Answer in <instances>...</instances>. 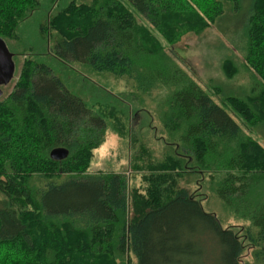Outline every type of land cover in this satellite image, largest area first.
Returning a JSON list of instances; mask_svg holds the SVG:
<instances>
[{
    "label": "trees",
    "instance_id": "1",
    "mask_svg": "<svg viewBox=\"0 0 264 264\" xmlns=\"http://www.w3.org/2000/svg\"><path fill=\"white\" fill-rule=\"evenodd\" d=\"M126 1L168 44L197 27L182 21L183 12H199L195 0ZM210 1L195 31L225 15L224 1L235 13L243 3ZM247 7L243 32L254 80L244 97L219 104L158 40L152 46L139 38L121 0H0L5 41L38 14L46 17L43 33L57 32L53 47L45 41L0 100V264H128L131 255L136 264H242V237L189 189L205 173L217 197L256 229L246 233L258 260L251 264H264V0ZM57 61L129 77L139 88L157 79L173 87L162 115L171 138L165 155L133 160L145 191L124 173L88 172L106 120L54 73ZM60 147L67 156L53 158Z\"/></svg>",
    "mask_w": 264,
    "mask_h": 264
},
{
    "label": "rangeland",
    "instance_id": "2",
    "mask_svg": "<svg viewBox=\"0 0 264 264\" xmlns=\"http://www.w3.org/2000/svg\"><path fill=\"white\" fill-rule=\"evenodd\" d=\"M121 1L125 6L123 10L134 13L139 38L149 40L152 46L159 41L164 46L167 57L190 79L204 88L217 103L221 104L229 95L244 97L250 91L255 72L246 61L247 45L242 18L249 0H243L241 9L236 13L231 10L229 2L224 1L225 15L217 18L215 23L202 27L201 31H195L201 24L200 20L198 23V17L203 19L201 14L211 1L195 0L199 12L196 9V12H183L185 17L182 16V21L190 25L194 22L197 27L183 33L173 44L166 43L159 32L126 0ZM43 23H46V17L38 14L33 22L17 30L15 39H7V47L14 53L12 60L15 74L8 83L0 81V100L6 99L14 90L28 61L34 55L44 52L47 45L48 48L50 45L53 47V36L57 32L51 30L52 37L47 32L43 33ZM47 57L48 54L44 55L43 59ZM226 61H231L232 65L225 66ZM53 67L54 73L61 77L72 93L81 97L89 108L105 118L107 128L105 140L101 145L110 140L117 145L116 148H109L106 153H94L88 172L124 173L129 178L131 187L145 191L147 181L142 173L133 169V160L135 161L136 157L158 160L165 155L171 138L167 137L162 115L168 107L173 87L157 79L152 85L145 84L139 88L132 78L92 71L78 63L69 65L57 61ZM2 71L4 64L0 63V74ZM213 181V178L205 173L203 177H193L189 189L206 211L216 214L223 227L233 228L242 237L246 244L241 257L242 264L256 263L258 260L254 255V247H251L252 244L248 236L246 237L249 229L254 235L256 229L248 219L236 215L217 197ZM182 183L185 184V181ZM0 198H3L1 192ZM259 248L264 249L262 246ZM128 264H136L133 255L130 256Z\"/></svg>",
    "mask_w": 264,
    "mask_h": 264
},
{
    "label": "water",
    "instance_id": "3",
    "mask_svg": "<svg viewBox=\"0 0 264 264\" xmlns=\"http://www.w3.org/2000/svg\"><path fill=\"white\" fill-rule=\"evenodd\" d=\"M0 53H1V60L0 63L4 64V71L0 74V81L2 83L9 82L15 74V65L13 64V56L12 53L6 44V41L0 37ZM2 95V91H0V96ZM68 154V151L65 148H56L52 151L51 155L55 159H63Z\"/></svg>",
    "mask_w": 264,
    "mask_h": 264
},
{
    "label": "clouds",
    "instance_id": "4",
    "mask_svg": "<svg viewBox=\"0 0 264 264\" xmlns=\"http://www.w3.org/2000/svg\"><path fill=\"white\" fill-rule=\"evenodd\" d=\"M116 147H117L116 143L110 140L107 143L101 145L100 147L94 149L93 152L94 153H106L109 148H116Z\"/></svg>",
    "mask_w": 264,
    "mask_h": 264
}]
</instances>
